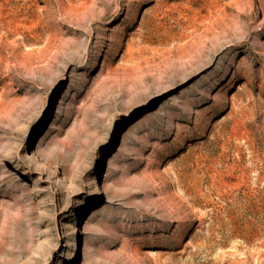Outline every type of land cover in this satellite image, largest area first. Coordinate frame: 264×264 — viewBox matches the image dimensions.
I'll use <instances>...</instances> for the list:
<instances>
[{
    "label": "rangeland",
    "instance_id": "rangeland-1",
    "mask_svg": "<svg viewBox=\"0 0 264 264\" xmlns=\"http://www.w3.org/2000/svg\"><path fill=\"white\" fill-rule=\"evenodd\" d=\"M0 264H264V0H0Z\"/></svg>",
    "mask_w": 264,
    "mask_h": 264
}]
</instances>
